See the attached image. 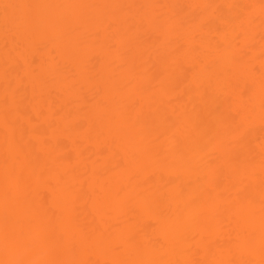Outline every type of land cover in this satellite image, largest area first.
Returning a JSON list of instances; mask_svg holds the SVG:
<instances>
[{"label": "bare ground", "instance_id": "6f19581e", "mask_svg": "<svg viewBox=\"0 0 264 264\" xmlns=\"http://www.w3.org/2000/svg\"><path fill=\"white\" fill-rule=\"evenodd\" d=\"M0 264H264V0H0Z\"/></svg>", "mask_w": 264, "mask_h": 264}]
</instances>
